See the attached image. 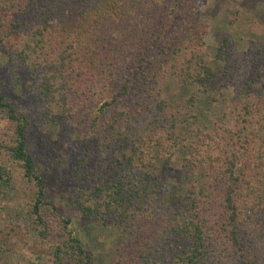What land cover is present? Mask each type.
I'll return each mask as SVG.
<instances>
[{
  "label": "trees",
  "instance_id": "trees-1",
  "mask_svg": "<svg viewBox=\"0 0 264 264\" xmlns=\"http://www.w3.org/2000/svg\"><path fill=\"white\" fill-rule=\"evenodd\" d=\"M202 1L0 0V116L9 125L0 137V187L18 178L32 187L27 214L40 236L68 222L44 200L30 116L36 109L40 128L57 122L59 106L61 120L78 115L85 135L82 152L68 163L53 157L52 169L73 179L69 205L81 219L112 230L120 247L112 264H264V84L254 92L252 78L264 66V39L239 57L228 40L217 46L214 61L233 90L229 127H203L190 111L194 95L174 104L158 90L167 68L173 83L200 93L217 79L203 52L180 61L182 45L204 47L194 12ZM22 74L35 107L11 99L22 93ZM98 136L114 159L89 164ZM179 149L184 159L171 183L160 173ZM59 237L50 253L57 264H92L77 237Z\"/></svg>",
  "mask_w": 264,
  "mask_h": 264
},
{
  "label": "rangeland",
  "instance_id": "rangeland-1",
  "mask_svg": "<svg viewBox=\"0 0 264 264\" xmlns=\"http://www.w3.org/2000/svg\"><path fill=\"white\" fill-rule=\"evenodd\" d=\"M194 12L197 23L204 28L205 33L202 40L204 47L201 50H189L185 45H182L181 55L186 58H180V61L189 59V52H191L192 59L203 52L206 55V61L210 63L217 74V79L205 93H200L196 85L173 83V76L170 75L172 71L167 68L163 79L160 80L158 90L162 92L166 100L174 104L194 95V107L190 111L198 117V121L203 127L208 129L214 125L229 127L230 124L225 119V115L231 109L230 99L233 90L229 85L227 86L226 79L221 76V64L217 60L214 61L216 49L220 41L228 40L239 57L243 51L255 46L261 38L264 39V0H204L197 3ZM160 51L157 49L158 53ZM177 63L178 61H169L170 65ZM1 71L4 72L2 68H0V73ZM252 78L254 92H258L264 84V66L260 67L258 72H253ZM2 79L0 92L6 93L7 81ZM31 84V80L22 74V93L11 96L19 109H25L29 105L30 107L36 106L30 97L29 87ZM205 101L208 103L207 106ZM54 109L58 118L57 122L41 124L40 128L36 124L41 123L42 118L37 115L36 109L35 112L31 111L30 118L35 125H33L34 131L29 140L41 158L44 200L52 201L57 213L68 223L65 229L62 224L58 226L52 224L53 228L49 229L51 234L46 240V237L39 235L27 214V209L32 203V187L20 178L15 186L12 184L6 189L0 187V264H57L58 262L50 255L53 246L52 240L57 238L61 240L62 238L59 236H63L64 239L68 238V233H72L82 242L85 251L93 258L92 264H112L120 250V247L114 243L112 230H109L105 222L81 219L80 215L69 205V192L74 187L71 182L73 179L70 178L68 181L70 183L67 180L61 181L57 176V171L52 169L53 160L60 155L65 158L60 157L61 159L71 162L82 152L85 135L84 126L79 124L77 114H72L69 119L61 120L63 116L60 115V107L55 106ZM3 117L0 116V137H3L2 134L9 130V125L6 124ZM105 146L100 136L94 138L87 162L89 164H94L96 161L106 163V161L114 159L112 155L104 154ZM183 159V150L179 149L169 170L161 171L160 177L174 183L180 175L179 170ZM10 230H14V235L9 241L4 242L5 237L2 234ZM126 249V247L123 248V251ZM60 264L72 263L63 262Z\"/></svg>",
  "mask_w": 264,
  "mask_h": 264
}]
</instances>
